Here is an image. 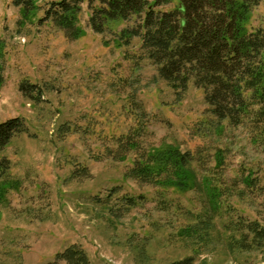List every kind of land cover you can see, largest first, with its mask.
<instances>
[{"label": "rangeland", "instance_id": "1", "mask_svg": "<svg viewBox=\"0 0 264 264\" xmlns=\"http://www.w3.org/2000/svg\"><path fill=\"white\" fill-rule=\"evenodd\" d=\"M51 1L25 17L0 0V122L27 126L0 152V264H69L58 255L72 246L89 264H264V145L251 122H220L194 82L179 97L125 33L134 20L96 33L99 0H82L75 39L41 21ZM258 1L248 30L264 29ZM23 82L39 87L36 101ZM169 150L193 157L184 173L131 176L140 155Z\"/></svg>", "mask_w": 264, "mask_h": 264}, {"label": "trees", "instance_id": "2", "mask_svg": "<svg viewBox=\"0 0 264 264\" xmlns=\"http://www.w3.org/2000/svg\"><path fill=\"white\" fill-rule=\"evenodd\" d=\"M12 1L21 7L25 17L38 9L36 0ZM173 1L99 0V5L92 7L89 25L94 32L102 34L110 22L134 20L135 25L125 29V33L142 40L143 48L158 67L159 76L179 97L194 82L220 122L227 121L235 127L251 122L255 137L264 145V29L247 28L249 15L259 1L177 0L174 8L163 9ZM81 3L82 0H53L41 21L52 19L70 37L80 38L82 31L76 21ZM1 47L0 85L4 80ZM20 91L31 101L41 94L37 85L27 82L20 85ZM26 130V123L20 117L0 122V152ZM192 160L189 153L177 150L142 154L134 161L130 174L142 182L158 183L170 170L173 174L184 173ZM9 170L10 161L0 159V179ZM251 177L244 179L248 187L255 184ZM177 180V186H187L185 177ZM253 225L259 228L258 223ZM257 235L264 237V229L257 231ZM58 257L69 264H89L87 255L76 246ZM171 264H194V258Z\"/></svg>", "mask_w": 264, "mask_h": 264}]
</instances>
